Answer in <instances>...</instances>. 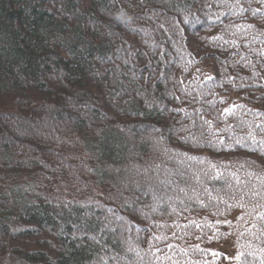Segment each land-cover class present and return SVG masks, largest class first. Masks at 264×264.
<instances>
[{
  "label": "trees",
  "instance_id": "obj_1",
  "mask_svg": "<svg viewBox=\"0 0 264 264\" xmlns=\"http://www.w3.org/2000/svg\"><path fill=\"white\" fill-rule=\"evenodd\" d=\"M159 140L194 170L169 204L138 208L117 171L153 163ZM104 220L109 249L89 237ZM220 225L236 226L235 264L264 259V0H0V264L198 263Z\"/></svg>",
  "mask_w": 264,
  "mask_h": 264
},
{
  "label": "rangeland",
  "instance_id": "obj_2",
  "mask_svg": "<svg viewBox=\"0 0 264 264\" xmlns=\"http://www.w3.org/2000/svg\"><path fill=\"white\" fill-rule=\"evenodd\" d=\"M197 3H200V1H197ZM55 6L58 7L59 6L58 3ZM59 10H61L60 6H59L58 11ZM260 12H261V10H259V12H254L253 10L247 11V17H245V18L243 17L244 21L245 22H254V23H256L257 17H262V15H258ZM232 20H233V18H232ZM229 23L233 24L234 26H235V24H239V23L242 24V17L239 19V21L238 20H233V21H230ZM216 27L217 26H215V28ZM229 28L230 29H226V30H228V31L232 30L233 33H235V34L237 33V36H240V37L242 36V33L241 34L239 33L240 32V28L239 27H233V29H232V25H229ZM253 32L254 31H251L250 34H252ZM250 34H249V36H250ZM243 39H245V38L242 37L241 40H243ZM226 45H227V43H226ZM171 54H173V53H171ZM133 55H134L133 58H136L135 56L137 54L134 53ZM118 56L121 57L124 60H125V58L127 56V53L125 51H122V47H119V55ZM170 57L174 58L173 55H171ZM126 59L128 60V58H126ZM169 59L170 58H168L167 60H169ZM164 60H166V58H164ZM103 61L105 62V59ZM134 62H136V61H134ZM112 63L114 65V63H116V62H112ZM106 65L110 66L112 64H110L109 62H106ZM121 70L124 71L123 75L128 77V72L125 71L123 68ZM206 74L210 75V72L207 71ZM131 75L132 74H129L130 77H131ZM132 77H134V76L132 75ZM122 81H123L122 85H126V87H127L129 82L127 80H125V78L122 79ZM104 88H106V87H102L101 90L104 89ZM124 90L125 89H124V86H123L122 89H121V92L124 91ZM127 95H128V93L118 94V95H116L115 100L120 101L121 99H124V97H128ZM236 97L237 96H235L234 94H231L230 97H228V101H227V103H226V105L224 107L225 108L224 110H228L231 107L233 102L236 100ZM109 99H110V96L108 97L107 101H109ZM110 101H112V99ZM81 115L82 116H84V115L86 116L85 113H82ZM126 121H128V119ZM39 123L42 124L41 121H39ZM102 124H104V123H100L98 125H102ZM137 130H138V132H142L141 126H139L137 128ZM117 131L119 132V134L121 135L122 138L125 137V139L130 141V142L134 141V139L130 136L133 132L128 130V128L125 129L123 127L122 128L119 127V128H117ZM127 136H129V137H127ZM164 144L168 145L167 142H164ZM155 145H157L158 147H155L154 150H153V153L154 152L155 153L152 154V155L153 156L156 155V159H155V161L153 163L151 161V162H148V164H143L142 163V165H138V164H136L134 162H132V163L127 162L126 164L122 165L123 168H119V171H117V172H121L122 171L124 173V176L121 175L122 176L121 179H117V181H115V183H114L117 186L122 187V189L120 190V191L123 192V194H122L123 199L122 200H125L129 204H133L135 207L137 205L138 208H142V209H144V208L147 209V208H146V204H145L146 201H143V199H140L138 197L140 195H148L146 198H149V200H147V201L149 203H151V206H155V204H157L159 206L161 204H165L166 202L169 204L170 201H172L176 197H179L177 194L180 193V188L183 189V187H182V184L179 185V183L177 181L179 179H182V177L184 178L185 174H188V171L191 173V171H190L191 169L188 170V168L191 167L190 165L194 164V163H186L185 164L184 163V161H185L184 159L185 158L177 156L176 154H173L174 158H173L172 162H167V161L165 162L164 161V157H162L160 154L161 153L165 154L166 153V148L162 147L163 143L160 142V140L157 141L155 143ZM198 146L201 147V146H204V145L202 143H200ZM168 147H170V146H168ZM178 149H179V147H176V149L174 151H176ZM156 153H159V154H156ZM153 156H151V158ZM247 156L250 157V155H247ZM137 157H139V160H141V161L144 160V157H142V156L140 157V155L139 156H135L136 160H137ZM150 166H154L156 169L159 168V170L157 171V170H154L153 168H151L155 172H151L150 173V171L148 172L146 170ZM115 169L116 168L114 167L113 170L115 171ZM193 170H194V168H192V173H193ZM128 188L132 189V190H128ZM158 188H161V193L160 192L157 193V189ZM151 197L153 198V200L150 199ZM118 199H120V198H118ZM237 208H238V206L236 207V209ZM147 210H145V211H147ZM153 210H154V212H156L157 209L154 207ZM252 210H254V208ZM145 211L142 212V213L145 214L146 213ZM85 212H86V214H85V216H86L87 215V211H85ZM122 212H123V210H122ZM234 214H235V216L242 215L244 217V219L247 216H249V217L251 216V220L254 219V215H255V213H253V214L249 213L245 217L244 212H242V211H237ZM55 220L57 221V225L60 228H62V222H61L60 218L56 216ZM110 222H112V221H109V220L102 221L103 225L101 224L102 226L100 227V230H99L98 234H96V236H93V235L89 236L92 239H94L96 244L100 243L101 247L103 249L104 248L109 249L107 245L103 244L104 238L109 237L110 234L115 235L116 232H117V230L112 228L113 225H111ZM121 225L124 228V222H121ZM77 228H80L81 230H83L82 225H80L78 227L75 226L74 231L71 232L68 235H70L71 237H77L78 238V236H80V233H79L80 230L78 231ZM219 229H220L222 234L220 236L214 235V234H216L214 231L217 232V231H219ZM235 230H236V226L229 228L228 225H227V227H222L220 225L219 228H215L214 231L211 230L210 233L205 231V232L208 233L207 234V240H205V241L201 240L199 242V246H201L203 249L201 250V253L197 257L198 258V261H197L198 263L191 262L190 264H235L236 261H237L236 259H237V257L240 254L239 244H238V240H237V233H236ZM121 234L122 233H120L119 237H117V238L119 240L122 239V241H123V237L122 238L120 237ZM123 235H124V233H123ZM142 242H143V240L140 241V243H137V247L141 248ZM124 243H126V240H124L123 244ZM137 247L129 245V244L125 245V247H124V249L126 251L125 253L126 254L127 253L128 254L129 253L138 254V253H136L137 252V250H136ZM154 250L158 253L161 250V248L157 246V248H154ZM115 254L116 253H114V255ZM111 255H113V254L109 253L107 255V254L101 253V256L99 258L102 260L106 256H111ZM112 257H114V256H112ZM118 258H119L118 259L119 263H122V262L125 261V257L124 256H121V257L118 256ZM157 260H161V258H158V256H157ZM134 261H135V264H140L138 256H136V258H134ZM148 261H153V258H151V257L147 258V262ZM188 261H185V262L187 263ZM240 262L243 263V264H264V259H259L258 258L257 260H255V259L249 258L248 262H243V260H241Z\"/></svg>",
  "mask_w": 264,
  "mask_h": 264
}]
</instances>
